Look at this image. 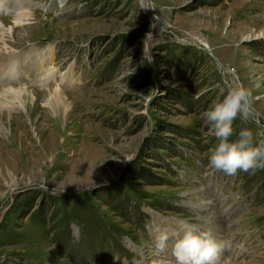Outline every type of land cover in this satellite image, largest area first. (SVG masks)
Masks as SVG:
<instances>
[{"label":"rangeland","instance_id":"rangeland-1","mask_svg":"<svg viewBox=\"0 0 264 264\" xmlns=\"http://www.w3.org/2000/svg\"><path fill=\"white\" fill-rule=\"evenodd\" d=\"M4 1L27 17L0 6V64L43 50L69 77L67 107L20 82L0 112V264H175L185 224L231 244L222 264H264V168L209 167L203 121L234 75L259 116L230 139L261 138L264 0Z\"/></svg>","mask_w":264,"mask_h":264},{"label":"clouds","instance_id":"clouds-1","mask_svg":"<svg viewBox=\"0 0 264 264\" xmlns=\"http://www.w3.org/2000/svg\"><path fill=\"white\" fill-rule=\"evenodd\" d=\"M225 75H229L225 72ZM225 94L203 113L204 123L210 127L218 143L209 156V167L236 175L264 168V130L256 139L252 128H241L237 138L234 122L240 118L253 122L258 116L251 91L234 75L225 83ZM130 162V161H128ZM167 235L158 238L157 248L163 250ZM220 245L208 232L198 231L192 225L182 226V236L176 239L172 254L177 264H217Z\"/></svg>","mask_w":264,"mask_h":264},{"label":"bare ground","instance_id":"bare-ground-1","mask_svg":"<svg viewBox=\"0 0 264 264\" xmlns=\"http://www.w3.org/2000/svg\"><path fill=\"white\" fill-rule=\"evenodd\" d=\"M0 6L3 8L5 13L9 12V10L11 12H15L16 14L14 16L16 20L20 18L26 19L27 17V15L18 13L16 11L17 8H19V3H9L7 1H4L0 4ZM142 7L143 10H145L146 13L149 14L148 8L144 7V5ZM151 14L153 13L151 12ZM42 51L33 52V50L29 49L24 53H21V55L17 53V57L12 55L9 57H3L4 59H6L5 62L3 61L4 63L2 62L0 64V85L2 86L0 91V112L5 109V107L10 103L20 101L22 95L26 94L28 88L23 85L19 86L16 90L14 88L11 89V85L13 83L20 82H32L38 85L41 90H45L47 89V83H49L51 80L54 81L57 85L55 84L56 86H53L52 90L49 91L48 103L55 109L67 107V105H65L66 102L64 94L61 93V90L59 88L66 87L60 86V84L64 83V81H67L69 76L59 78L57 75H55V71L45 65L46 55H44ZM26 57H28L29 60H27ZM54 77H56V79ZM41 86L45 87L41 88Z\"/></svg>","mask_w":264,"mask_h":264},{"label":"water","instance_id":"water-1","mask_svg":"<svg viewBox=\"0 0 264 264\" xmlns=\"http://www.w3.org/2000/svg\"><path fill=\"white\" fill-rule=\"evenodd\" d=\"M142 2H143L144 7H147V0H143ZM147 8H148V7H147ZM148 10H149V9H148ZM150 16L153 17L155 20L158 21L157 24L159 25V27H162V28L165 27L164 23H163L161 20L157 19V18L155 17V15L151 14Z\"/></svg>","mask_w":264,"mask_h":264}]
</instances>
